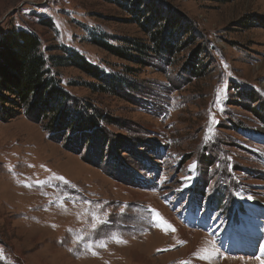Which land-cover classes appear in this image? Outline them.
Masks as SVG:
<instances>
[{"label":"rangeland","instance_id":"rangeland-1","mask_svg":"<svg viewBox=\"0 0 264 264\" xmlns=\"http://www.w3.org/2000/svg\"><path fill=\"white\" fill-rule=\"evenodd\" d=\"M20 30L124 84L0 119V264H264V0H0Z\"/></svg>","mask_w":264,"mask_h":264},{"label":"trees","instance_id":"trees-1","mask_svg":"<svg viewBox=\"0 0 264 264\" xmlns=\"http://www.w3.org/2000/svg\"><path fill=\"white\" fill-rule=\"evenodd\" d=\"M153 40L163 47L166 45L161 41L162 39L154 38ZM127 41L133 51L139 54L144 53L146 48L144 44L132 40ZM95 43L113 55L127 57L122 47L111 46L99 38ZM57 66L76 67L90 77L107 84L105 90L124 84L122 82L124 80L105 75L99 68L89 64L84 56L72 50L67 52L66 57L57 60L51 58L49 64L41 52L39 37L24 30L8 32L0 39V119L11 120L16 117L17 110L14 107L19 106L18 102L26 104L30 97L34 96L36 102L33 109L39 107L41 113L43 108H48L54 120L56 119L55 113H60L62 118L59 123L63 127L68 126V130L71 129L75 124V120L70 119L72 115V112L70 114L71 98L59 87L54 77L53 68ZM73 106L76 108L77 105ZM33 113L36 116L39 114L38 112ZM76 122L80 127L81 117Z\"/></svg>","mask_w":264,"mask_h":264},{"label":"bare ground","instance_id":"bare-ground-1","mask_svg":"<svg viewBox=\"0 0 264 264\" xmlns=\"http://www.w3.org/2000/svg\"><path fill=\"white\" fill-rule=\"evenodd\" d=\"M180 178H181V177H180ZM40 225H41V224H40ZM41 226H42L41 228H45L44 225H41ZM218 254H219V253H218ZM220 255H221V254H219V256H220ZM224 262H225V261H224ZM210 263H211V262H210Z\"/></svg>","mask_w":264,"mask_h":264},{"label":"snow or ice","instance_id":"snow-or-ice-1","mask_svg":"<svg viewBox=\"0 0 264 264\" xmlns=\"http://www.w3.org/2000/svg\"><path fill=\"white\" fill-rule=\"evenodd\" d=\"M194 167V166H193Z\"/></svg>","mask_w":264,"mask_h":264}]
</instances>
